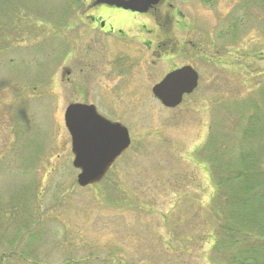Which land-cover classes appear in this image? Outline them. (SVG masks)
<instances>
[{
  "label": "rangeland",
  "instance_id": "rangeland-1",
  "mask_svg": "<svg viewBox=\"0 0 264 264\" xmlns=\"http://www.w3.org/2000/svg\"><path fill=\"white\" fill-rule=\"evenodd\" d=\"M76 1L0 0V264H228L215 245L213 159L236 161L258 114L264 0H187L185 54L134 82L107 81L103 51L139 42L95 40ZM187 64L198 88L166 109L152 90ZM107 89L125 90L115 94L124 112L110 121L127 128L131 146L102 182L81 188L65 111Z\"/></svg>",
  "mask_w": 264,
  "mask_h": 264
},
{
  "label": "flooded vegetation",
  "instance_id": "flooded-vegetation-1",
  "mask_svg": "<svg viewBox=\"0 0 264 264\" xmlns=\"http://www.w3.org/2000/svg\"><path fill=\"white\" fill-rule=\"evenodd\" d=\"M121 1L130 2L132 0L76 1V5L79 7V17H81V23L86 29V34L95 40L107 39L112 41L133 35L140 44L136 47L104 48V57L109 61V68L111 67L112 70L104 73L107 81H111L112 77L117 75L120 79L126 78L129 82H134L140 78L138 76H143L148 66L155 69L166 61H169V64L173 63L175 59H179L185 54L184 46H180L181 41L179 39H183L185 36L190 37L194 30V23L183 10V5L188 3L187 0H152L154 3L148 5L145 3V6L140 8L142 12L118 7ZM206 1L204 0L203 3H207ZM90 51L93 50L89 49L83 53L77 50L78 54H75L79 58L80 56L87 58ZM191 53L194 57V50ZM117 54L119 57L113 59L112 56ZM73 55V51L66 50L65 65L69 57L74 58ZM185 67L192 66L189 64L175 66L165 74L158 84L169 74ZM65 75L70 82L73 70H65ZM110 90L112 89H107L106 94L104 91L100 95L99 101H94L91 104H75L93 106L99 116L110 120L116 114L123 113V107L127 104L125 103L127 100L115 98V94H122L124 89H119L116 93ZM188 97L185 96L184 100ZM155 100L160 103L156 98Z\"/></svg>",
  "mask_w": 264,
  "mask_h": 264
},
{
  "label": "trees",
  "instance_id": "trees-1",
  "mask_svg": "<svg viewBox=\"0 0 264 264\" xmlns=\"http://www.w3.org/2000/svg\"><path fill=\"white\" fill-rule=\"evenodd\" d=\"M242 132L236 161L213 159L218 253L228 264H264V90ZM258 115V116H257Z\"/></svg>",
  "mask_w": 264,
  "mask_h": 264
},
{
  "label": "water",
  "instance_id": "water-1",
  "mask_svg": "<svg viewBox=\"0 0 264 264\" xmlns=\"http://www.w3.org/2000/svg\"><path fill=\"white\" fill-rule=\"evenodd\" d=\"M152 0L121 1L118 7L142 12L140 8ZM199 75L192 67L169 74L152 93L167 109L178 108L186 95L195 92ZM65 126L71 136L73 166L80 171L78 185L87 188L103 181L114 163L131 146L129 131L119 123L102 118L93 106L70 105L64 116Z\"/></svg>",
  "mask_w": 264,
  "mask_h": 264
}]
</instances>
